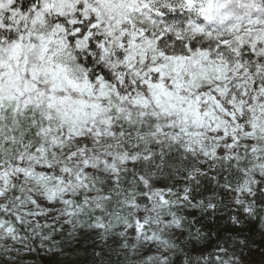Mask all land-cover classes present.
<instances>
[{"label":"snow or ice","instance_id":"6c2138e0","mask_svg":"<svg viewBox=\"0 0 264 264\" xmlns=\"http://www.w3.org/2000/svg\"><path fill=\"white\" fill-rule=\"evenodd\" d=\"M264 264V0H0V264Z\"/></svg>","mask_w":264,"mask_h":264},{"label":"rangeland","instance_id":"374dc122","mask_svg":"<svg viewBox=\"0 0 264 264\" xmlns=\"http://www.w3.org/2000/svg\"><path fill=\"white\" fill-rule=\"evenodd\" d=\"M250 240L253 243V251L247 259L255 262V264H259L261 258L259 253L255 251V248L261 245V240L259 238L258 231H253Z\"/></svg>","mask_w":264,"mask_h":264}]
</instances>
